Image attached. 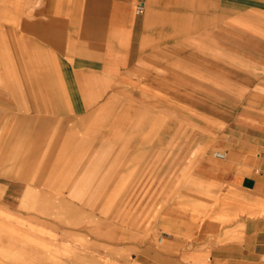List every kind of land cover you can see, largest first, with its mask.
Masks as SVG:
<instances>
[{
	"label": "crops",
	"instance_id": "1",
	"mask_svg": "<svg viewBox=\"0 0 264 264\" xmlns=\"http://www.w3.org/2000/svg\"><path fill=\"white\" fill-rule=\"evenodd\" d=\"M202 88L225 128L171 130ZM262 210L264 0H0V264H264Z\"/></svg>",
	"mask_w": 264,
	"mask_h": 264
},
{
	"label": "rangeland",
	"instance_id": "2",
	"mask_svg": "<svg viewBox=\"0 0 264 264\" xmlns=\"http://www.w3.org/2000/svg\"><path fill=\"white\" fill-rule=\"evenodd\" d=\"M230 18V19H229ZM228 19H217L213 21V26H203L202 31V41H201V47L203 49H213V55L220 56L223 54H240L243 49H246L248 47H251L250 45L253 43L251 40H249V30L252 29V26H248L247 24L243 23V19L241 15H235L234 17H229ZM232 18V19H231ZM228 21V23H227ZM257 26H255L256 28ZM211 29H213V34L210 33ZM218 59V57H215ZM220 58V57H219ZM189 90H187L185 104L184 105H173L171 106V114L169 119V127L170 129H178L180 125L177 121L176 110L177 107L184 108L186 110L187 114V122H186V129L191 130L193 129V124L199 125L201 129H209L210 128V122L213 123V119H216L218 124L221 125L223 128H225L226 118L227 117V111L225 110V106L222 105H216L210 103V97H216V96H225V89H204L197 90L196 94L189 93ZM190 92H193L191 90ZM161 106H154V112L155 114L160 112ZM159 108V109H158ZM241 106H235V109L233 111V115L235 116L237 112H240ZM231 114V113H230ZM196 116V117H193ZM204 134L202 133L201 140L207 139ZM177 136H170L169 141L171 145L177 144ZM161 142H159L160 144ZM174 148V147H173ZM161 155V154H155V156ZM171 156V160H177V153H173L172 151L169 153ZM170 177L174 176L177 177V169H171L170 170ZM150 187V186H148ZM158 185L154 186V189L156 190ZM155 208H162V204L160 201L155 200ZM145 207V204L141 206V209ZM261 217H264V210L261 212ZM146 221V218H143ZM95 217H92L89 219V224L93 225L95 223ZM144 220H142V224L149 225V222L146 223ZM102 253L103 251L106 253V257H113L116 256L114 254V250L106 248V250H100ZM91 256L98 257V250L97 249H91ZM118 256V255H117ZM100 261L103 264H114L113 260H109V258L106 259H100ZM97 264V263H92Z\"/></svg>",
	"mask_w": 264,
	"mask_h": 264
},
{
	"label": "built area",
	"instance_id": "3",
	"mask_svg": "<svg viewBox=\"0 0 264 264\" xmlns=\"http://www.w3.org/2000/svg\"><path fill=\"white\" fill-rule=\"evenodd\" d=\"M142 11H143V6L142 5H139L136 9V15L139 16L142 14ZM215 157L218 158V159H224V155L222 154H218L216 153L215 154Z\"/></svg>",
	"mask_w": 264,
	"mask_h": 264
}]
</instances>
